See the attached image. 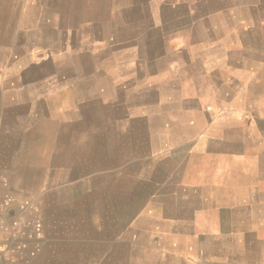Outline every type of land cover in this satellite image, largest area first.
Instances as JSON below:
<instances>
[{"label":"crops","instance_id":"crops-1","mask_svg":"<svg viewBox=\"0 0 264 264\" xmlns=\"http://www.w3.org/2000/svg\"><path fill=\"white\" fill-rule=\"evenodd\" d=\"M69 2L58 0L56 6L53 0L45 2V6L53 8L52 13L56 9L61 15L57 27L73 28L66 24L74 14ZM78 2V27L84 28L82 39L75 42L65 32V37L51 42L48 52L52 57L68 55L66 61L75 54L77 72L81 76L95 77L92 91H87L85 81L80 80L63 89L55 86L56 96L41 97L36 92L33 95L31 90H37L39 85L32 80L44 76L42 72L33 79H25L23 75L21 78L15 72L0 85L4 92L19 91L7 95L0 105V173L7 179L5 186L0 182V216H9L5 194L38 201L40 185L53 179L60 169L66 178L70 166L60 168L59 158L76 153L69 145L74 133L92 126L79 115L80 109L87 106L86 99L96 97L93 100L99 109V122L96 120L93 127L98 130L94 129L90 138L99 142L102 138L104 107L113 109L111 115L115 113L116 120L122 110L124 123L143 129V147L138 155L146 157L141 164H131L133 173H141L131 188L141 186L143 189V194L135 195L136 199L148 197L152 189L153 194L144 200L146 206L142 209L138 234L151 244L147 249L157 253L156 264H264V103L256 85L264 74V0ZM139 13L143 15L142 20H138L142 16ZM33 34L30 29L27 38ZM99 39L107 46L92 50L94 40ZM21 44L6 48L5 52L1 49L2 56L7 55L10 61L6 68L8 73L15 65L27 63L29 42L25 40ZM69 64L72 66L71 62ZM102 84L113 95L116 92L129 95L120 100L112 96L113 103L103 104ZM43 86L48 85L45 82ZM27 90L32 99L26 98ZM47 92L51 93V89ZM69 92L80 98L70 99ZM199 92L217 94L216 101H219L206 105L210 116L222 115L228 118V124L247 122L256 133L241 132L237 147L198 149L196 130L183 132V129L196 123L198 109L203 106L198 102ZM218 93L224 95L220 98ZM61 107L68 109L65 118L52 112ZM44 123L49 125L39 127ZM53 124L71 125L78 130L56 129ZM50 129L52 138L38 136ZM51 140L61 142H56L57 145L51 142L50 147ZM246 140L253 143L251 147L245 143L241 146V141ZM121 152L119 150L117 155L134 154L132 148ZM40 156L50 159L44 163L39 161ZM79 167L89 169L78 162L73 169ZM56 177L58 182L59 176ZM98 179V175L93 177L94 181ZM101 189L99 184L92 191L93 196L89 191L75 198H56L59 202L73 203L71 208L76 206L77 211L73 209L75 212L69 214L68 222L75 221L76 226L82 222L77 219L78 207H85L90 198L96 199L92 204L93 212L106 210V199L96 195ZM114 218L110 216V220ZM46 225L44 222V228ZM62 229H66L65 226ZM48 230L53 238L46 243L40 246L26 243V250L33 252L30 264H57L54 259L58 257L65 259L63 264H69L74 244L81 251L78 253H83L86 237L79 233L81 231L71 234L62 230L60 233L55 225ZM58 234L61 242H53ZM2 246L0 239V248ZM50 250L52 260L45 254ZM60 251L65 254L60 255ZM112 260L113 256H106V261Z\"/></svg>","mask_w":264,"mask_h":264},{"label":"rangeland","instance_id":"rangeland-1","mask_svg":"<svg viewBox=\"0 0 264 264\" xmlns=\"http://www.w3.org/2000/svg\"><path fill=\"white\" fill-rule=\"evenodd\" d=\"M45 2L46 0H0V85L3 84L5 79L13 75L15 72L19 73L21 78L23 75L25 79L36 78V76L40 75L39 73L42 72L44 73V76H39L38 78L32 80L33 82H38L37 85H39L37 90H31L33 95L36 92L37 96L41 97L47 96L48 98L52 95L56 96L55 90L57 87L58 89H63L65 85L67 86L69 84H77V82L80 80L85 81L83 84L87 91H92L91 89H93L94 86L92 79L95 77L81 76L80 73L77 72L76 69L78 67V61L75 54L71 56L73 58H71L69 61H66V56L68 55L52 57V54L48 52L51 42L55 43L57 39L59 40L61 38V36L65 37V35H63L65 32L69 34L70 38L75 42L82 39V31H84V28L78 27V0H70L69 2L70 10L71 12L74 10V14L66 20V24L72 25L73 28L57 27V25H59L58 23H61L59 20L61 19L59 18L61 15L60 13H56V9L52 13L53 8L45 6ZM53 3H55V6L56 4H59L58 0H53ZM86 6H88V4H86ZM139 15L141 16L142 14L139 13ZM142 19L143 15L139 17L138 20ZM49 24L51 27H48ZM30 29L33 30L35 34L27 38ZM49 31L51 34L46 35V32ZM85 32H87V30H85ZM86 36H88L87 33ZM262 36L264 37V29ZM25 40L29 42V46L27 47V57L25 56L27 63L23 66L15 65V63H13L12 67L14 65L15 66L8 73L6 68L10 61L8 60L7 55L4 54L6 58L2 56L1 49L5 52L6 48H10L12 46L18 45L20 47L23 45L21 43L25 42ZM94 41V44L91 45L92 50L99 51L102 50L103 47L107 46L102 44L100 39ZM54 60L56 62H54ZM65 62L67 63L66 67ZM69 62L72 63L73 67L69 64ZM58 64L60 66H57ZM64 67L69 68L65 69ZM45 82L48 85L47 87L43 86V83ZM102 85L103 87L101 86L102 91L100 92V95L103 104L113 103L114 97L112 99V96H116L117 99L120 100L126 99L127 95H129V93L126 92H116L113 95V93L109 92L107 87H104V84ZM256 85L261 92V101L264 103V74L261 76L260 82L256 81ZM120 87L121 86H119V88ZM50 89L51 93L47 92V90ZM17 93H19V91L14 93L13 91L4 92L3 90H0V105L4 102V100H6L5 97L7 95ZM26 93V98L30 97L29 94L31 93H28V90ZM218 94L220 98L222 95H224H220V93ZM93 95L94 94H90V96ZM68 96L70 99L78 100L80 98L79 96L77 97L76 94L74 95L72 92H69ZM197 96L198 102H202L203 106L199 107L198 109L199 114L196 117V123L190 126L186 125L187 128L183 129V132L196 130L198 134V149L208 148L216 150L227 148L228 146L237 147L239 146L237 138L241 132L244 131L251 135H253L254 132L256 133L257 130L253 129V125L247 122L246 124H228L226 121L228 118H224L222 115L210 116L206 105H210L211 102L217 103L219 101H216L218 98L217 94L199 92ZM231 96L232 94L230 97ZM93 98L89 97L86 99L87 101L85 104L87 106H85L83 109H80L82 110V113H79L84 121L90 123L92 126L88 127L86 131L80 129L79 133H74L73 139L70 141V145L71 148H75L71 151H75L76 153H72L69 157H67V159L66 157L60 158V168L66 167L67 164L70 166L68 173H66V178H64L65 174L61 175L60 172L62 171L60 169V172H56V176H59L60 179L58 182H56L58 177L51 176L53 179L50 178L47 183L44 182V185H40L38 189V201L31 200L30 198L19 199L15 195L9 193L5 194V199H10L9 202H7L9 207V215L20 219L19 229H21V240L19 254L22 257L21 260L25 262V264H30V258L32 257L30 255L33 253L30 252V254L29 251L26 250V243L31 242V244H38L39 246L46 243L49 238H53L52 232L48 230V228H51L52 225H55L56 228H59L58 232L60 233L63 230L69 231L72 234L79 230L81 231L79 233H83L86 237L85 244L83 245L84 250L82 248L83 253H78L79 247L77 245H71L69 264L157 263V253L151 250L149 251L147 248H149L150 243H146L144 241V239H146L145 236L143 237L142 235L138 234L141 232L140 225L142 220L140 219V216L143 207L146 206L144 200L153 194L151 193L152 189H150V195L148 197L146 195L144 198L139 197L135 199L136 194H143V189L141 186L131 188L134 182L137 181L134 179L138 178V176H141V173H133L131 164H141L142 160L146 157L138 155L139 151H142L143 147V129H139L133 125L124 123V119L121 116L124 115L122 110H120V112L117 114L119 118L116 120L115 113L111 115V110L113 109L111 107H104L105 111L101 112L102 138L100 142L97 139L95 140L90 138L91 133H93L95 130H98V127L96 129L93 127V123L96 122V120L98 121L97 118H99V109L97 107L96 101H94ZM246 99L247 95H245L244 101H246ZM34 100L37 101L35 96ZM97 100H99L98 97ZM135 101L137 102V100ZM52 112L54 115L59 114L61 117L65 118L68 109L61 107L56 108V110L53 109ZM110 117H113L112 122ZM48 125L49 124L44 123L39 127ZM74 127L75 126L71 125L63 126L53 124V128L56 129H72ZM74 129L78 130L77 128ZM45 135H49L52 138L53 130L50 129L46 132V134H38L39 137ZM228 138L229 140H227ZM51 142L52 145L53 142H55L57 145L58 143L56 142L61 141L51 140L49 145L50 147ZM242 143H245L247 147H251L253 144H250L247 142V140L241 141V146ZM44 144L45 142L42 144L43 147H45ZM131 148L134 150V154L131 155L129 152V154L124 156L117 155L119 150H122L121 153H126L125 151ZM77 152H79L81 155H78ZM49 159L50 157L40 156L39 161L42 160L46 162L49 161ZM66 161L69 163H66ZM77 162L80 164L84 163L85 166L87 165V167H89V169L81 170L80 167L78 169H73V167L77 165ZM87 162H89L90 165H88ZM128 167H130V170L127 172ZM95 175H98L100 179L94 181L93 177ZM5 176L6 175L4 173H0V182L2 186H5L7 183ZM158 176L152 177L157 179ZM44 178L45 173H43V180ZM144 180L147 179L144 178ZM99 184L102 186L101 192H104L106 195L105 205L107 204V211L103 209L104 211L96 210L93 212L94 206L92 207V204L94 205L96 203V199L90 198L86 204L88 206L87 208L86 205L85 207H83V205L78 207V212L80 213L78 214L79 216H77V219L82 220V222H78V226L74 224L75 221L68 222V216L69 214L75 212L73 209L76 210V206L75 208H71L70 205L73 203L70 204V202H59L56 198H75L79 193L84 194L86 191H94ZM53 191L58 192L54 193ZM50 194L51 196L47 198ZM131 200L134 201L133 204H129V201ZM126 201H128V203H126ZM51 204L52 206L49 208ZM66 211L68 212L65 213ZM33 216L36 217L37 220L36 228L30 227V221ZM110 216L115 218L110 220ZM44 222L45 224L47 223L45 227L46 229L44 228ZM64 226L66 229H62ZM138 230L140 232H138ZM98 233H100V235ZM55 237L57 239H54L53 242H61V235L58 234L55 235ZM0 239L3 242V246L0 248V261L4 262L8 256H11L12 254V241L8 239V236L5 235L3 238L0 236ZM79 252L81 251L79 250ZM59 253H61L60 255L63 253L65 254V252L62 251ZM45 254L47 258L49 257L51 260L53 259V252L51 250L47 252L45 251ZM108 255L109 257L113 256V260L110 262L106 261V256ZM63 256L65 257V255ZM54 260L57 264H63V261H65V259H62L61 257H58Z\"/></svg>","mask_w":264,"mask_h":264},{"label":"built area","instance_id":"built-area-1","mask_svg":"<svg viewBox=\"0 0 264 264\" xmlns=\"http://www.w3.org/2000/svg\"><path fill=\"white\" fill-rule=\"evenodd\" d=\"M9 200H10L9 198L5 199L4 203L7 204ZM19 222L20 219L15 216L9 215L7 218L0 216V236H2V238L4 235L8 236V239L12 241L11 256L9 255L4 262L0 261V264H25V262L21 260L22 257L19 254L20 241L18 237H20V232H21V229H19L20 227ZM36 223H37L36 217L33 216L30 221V227L36 228Z\"/></svg>","mask_w":264,"mask_h":264},{"label":"bare ground","instance_id":"bare-ground-1","mask_svg":"<svg viewBox=\"0 0 264 264\" xmlns=\"http://www.w3.org/2000/svg\"><path fill=\"white\" fill-rule=\"evenodd\" d=\"M156 113V112H155ZM140 124H141V122H140ZM233 129V128H232ZM70 145V144H69ZM95 156V155H94ZM65 157V156H64ZM57 159H58V157H57ZM60 159V158H59ZM67 159V158H66ZM70 160V159H69ZM160 161V160H159ZM54 162H56V161H54ZM45 163V162H44ZM56 163H58V162H56ZM90 165V164H89ZM88 190V189H87ZM131 190V189H130ZM99 191V193L98 194H96V195H99L101 198H105L106 199V195H105V193L104 192H101L100 190H98ZM89 191H86L85 193H88ZM139 192V191H138ZM91 194H92V196H93V193H92V191L90 192ZM119 194V193H118ZM81 195V194H80ZM88 194H86V196H87ZM141 196V195H140ZM136 199V198H135ZM59 200H61V199H59ZM103 202H105L104 200H103ZM123 202V201H122ZM130 206V205H129ZM46 229V228H45ZM44 255V254H43ZM41 256V255H40ZM38 257H39V254H38ZM40 258V257H39ZM37 262H39V261H37Z\"/></svg>","mask_w":264,"mask_h":264}]
</instances>
